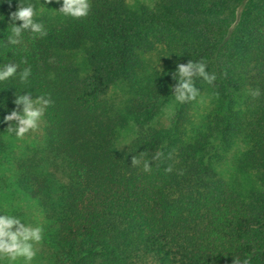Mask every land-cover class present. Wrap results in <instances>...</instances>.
<instances>
[{
	"label": "trees",
	"instance_id": "obj_1",
	"mask_svg": "<svg viewBox=\"0 0 264 264\" xmlns=\"http://www.w3.org/2000/svg\"><path fill=\"white\" fill-rule=\"evenodd\" d=\"M129 1L73 19L62 0H21L48 35L17 46L19 0L0 4V64L31 69L0 83V167L41 210L47 264H264V0ZM190 60L217 76L195 80L214 100L195 128L197 100L172 95ZM22 91L52 104L16 154L4 117Z\"/></svg>",
	"mask_w": 264,
	"mask_h": 264
},
{
	"label": "clouds",
	"instance_id": "obj_2",
	"mask_svg": "<svg viewBox=\"0 0 264 264\" xmlns=\"http://www.w3.org/2000/svg\"><path fill=\"white\" fill-rule=\"evenodd\" d=\"M5 0H0L3 4ZM9 4L12 0H7ZM60 2V0H57ZM51 3V0H45ZM40 8H46L40 0ZM91 11L90 0H62V7L57 11L64 16L73 19L85 18ZM37 8L31 2L21 3L18 8L10 14L11 34L7 37V42L11 46L23 44V34L30 32L34 38L43 39L47 37L48 31L42 22L36 19ZM4 17L0 16V21ZM17 22H21L17 24ZM175 75V78H174ZM31 76L30 68L20 69L19 64L10 62L0 64V83L10 81L18 77L21 82L27 81ZM176 84L172 88V95L178 103L196 101L201 91L196 86V78L202 79L209 85L217 80L215 73L208 70L206 63L190 60L187 64H180L172 77ZM24 94H21V93ZM19 95L15 93L13 103L16 109L4 117V122L8 123L7 129L14 134L15 138L23 139L26 134L35 130L45 114V110L52 104V99L47 94L32 98L30 92L22 91ZM254 98L262 95V90L257 88L251 92ZM2 107V105H0ZM151 162L145 163V168H149ZM45 240V229L42 224H31L23 221L14 214L0 213V264H18L20 260L23 264H32L37 256L36 245ZM234 264H250L248 258L243 261L236 258Z\"/></svg>",
	"mask_w": 264,
	"mask_h": 264
},
{
	"label": "rangeland",
	"instance_id": "obj_3",
	"mask_svg": "<svg viewBox=\"0 0 264 264\" xmlns=\"http://www.w3.org/2000/svg\"><path fill=\"white\" fill-rule=\"evenodd\" d=\"M136 1H141L144 3H150V0H130L131 4ZM212 97L208 95L201 96L195 103L192 114V126L199 127L205 123L206 116L210 109L212 108ZM214 101V100H213ZM214 103V102H213ZM171 115V107L164 110L162 119L168 121ZM38 127L25 135L23 139H14L11 142V148L14 153H23L28 148L32 149L34 147V140L40 134V123ZM235 163V156L231 155L228 158V162L225 163L220 169L221 174H224L225 178L230 177L233 171ZM227 169H230L227 171ZM10 171L6 169V162L0 167V213L2 214H14L19 216L26 223L42 224L44 225V219L41 210L34 200H31L26 196L20 188L12 183L9 178ZM37 256L32 261V264H47L49 259V251L45 242L36 245ZM7 264V262H6ZM18 264H23L20 260Z\"/></svg>",
	"mask_w": 264,
	"mask_h": 264
}]
</instances>
